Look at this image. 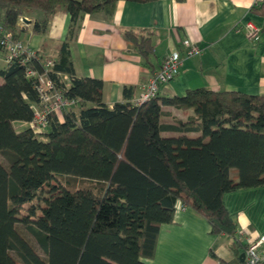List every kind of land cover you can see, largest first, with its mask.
<instances>
[{
  "label": "trees",
  "instance_id": "1",
  "mask_svg": "<svg viewBox=\"0 0 264 264\" xmlns=\"http://www.w3.org/2000/svg\"><path fill=\"white\" fill-rule=\"evenodd\" d=\"M120 1L146 0H0V26L18 40L21 18L40 13L33 33L44 35L60 10L71 15L48 75L79 108L36 131L40 101L27 73L45 72L44 60L37 54L0 68V264H148L179 202L231 240V264H248L239 261L243 245L224 197L264 185V96L198 88L109 107L102 80L77 77L69 47L85 15L111 20ZM151 34L125 32L146 61ZM124 94L130 99L132 89ZM167 107L194 116L164 125Z\"/></svg>",
  "mask_w": 264,
  "mask_h": 264
},
{
  "label": "crops",
  "instance_id": "2",
  "mask_svg": "<svg viewBox=\"0 0 264 264\" xmlns=\"http://www.w3.org/2000/svg\"><path fill=\"white\" fill-rule=\"evenodd\" d=\"M255 0H146L136 3L120 1L114 16L85 15L70 41V52L79 78L104 82L103 101L111 108L117 103H135L144 86L158 71L164 59L179 52L183 66L179 75L164 85L160 96H184L189 90L206 88L215 92L241 91L264 96V15L254 6ZM40 13L26 17L19 25V40L35 50L44 61L54 60L67 41L72 17L60 10L44 35L33 33ZM254 23L261 29V39L251 42L245 26ZM126 31L152 33L154 54L142 57ZM185 42L198 48L188 56ZM0 49V68L5 66ZM149 62V63H148ZM1 82V79H0ZM125 88L132 97L125 98ZM79 111L78 106L72 108ZM164 125L175 120L187 121V114L172 107ZM63 122V118L59 119ZM29 124L18 123V129ZM163 136H177L164 133ZM190 136H196L191 134ZM225 208L237 223L236 236L241 261L249 241L264 235V185L225 194ZM231 240L214 235L207 220L190 207L177 204L174 222L161 226L156 255L148 264H231L235 254ZM215 254L216 257L213 256Z\"/></svg>",
  "mask_w": 264,
  "mask_h": 264
},
{
  "label": "built area",
  "instance_id": "3",
  "mask_svg": "<svg viewBox=\"0 0 264 264\" xmlns=\"http://www.w3.org/2000/svg\"><path fill=\"white\" fill-rule=\"evenodd\" d=\"M264 0H255L254 6L261 7ZM20 25L26 23L25 18H21ZM248 39L257 43L261 39L262 31L254 23L250 22L245 26ZM0 46L5 53L4 63L10 64L14 60L24 58L27 62L37 57V52L22 41L16 39L14 35L7 32L0 26ZM188 56H194L199 53L198 48L185 42ZM46 71L43 73L29 70L27 76L35 79V89L39 95V107L35 109L34 119L30 123L36 131L42 132L47 128L55 116H60L64 112L78 105L77 99L68 98L65 93L58 88L55 82L48 75V67L52 61H44ZM183 66V58L179 52L167 56L161 67L156 71L149 82L144 86L143 92L135 104L140 105L156 98L164 85L173 81L180 73ZM62 80L69 88L71 78L68 75H62ZM245 261L248 264L264 263V235L259 236L253 241H249L245 251Z\"/></svg>",
  "mask_w": 264,
  "mask_h": 264
},
{
  "label": "rangeland",
  "instance_id": "4",
  "mask_svg": "<svg viewBox=\"0 0 264 264\" xmlns=\"http://www.w3.org/2000/svg\"><path fill=\"white\" fill-rule=\"evenodd\" d=\"M60 117V119H62L63 117H62V115H60L59 116ZM175 123V122H174ZM19 130H21V128H19ZM48 130V127L47 128H45V129H43V131L42 132H45V131H47ZM77 183H79V182H77ZM80 185H83V186H88V184L87 183H81Z\"/></svg>",
  "mask_w": 264,
  "mask_h": 264
},
{
  "label": "water",
  "instance_id": "5",
  "mask_svg": "<svg viewBox=\"0 0 264 264\" xmlns=\"http://www.w3.org/2000/svg\"><path fill=\"white\" fill-rule=\"evenodd\" d=\"M245 257H246L245 254H242V256H241V261L242 262H245Z\"/></svg>",
  "mask_w": 264,
  "mask_h": 264
}]
</instances>
